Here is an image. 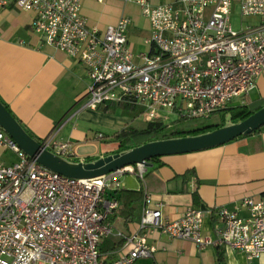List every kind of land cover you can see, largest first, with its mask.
Instances as JSON below:
<instances>
[{
	"label": "built area",
	"instance_id": "2783aa9c",
	"mask_svg": "<svg viewBox=\"0 0 264 264\" xmlns=\"http://www.w3.org/2000/svg\"><path fill=\"white\" fill-rule=\"evenodd\" d=\"M122 1L138 5L148 19L151 35L145 43L151 51L133 54L127 17L103 32L90 27L81 14L82 0H0V11L13 3L32 12L31 29L86 66L87 107L137 105L146 122L209 117L248 95L264 72V0L239 1L242 18H258L239 31L231 25L233 0ZM41 144L71 155L67 143L48 138ZM0 147L17 157L11 164L0 159V264H136L153 257L157 248L148 242L153 231L189 239L199 250L224 246L244 252L249 260L264 254V195L241 200L247 217L220 208L222 225L212 240L202 233L200 209L163 221L160 204L145 190L137 228L126 233L114 226L119 201L107 192L120 187L118 176L126 172L144 181L143 165L69 178L27 156L1 127ZM112 239L121 244L107 246Z\"/></svg>",
	"mask_w": 264,
	"mask_h": 264
},
{
	"label": "crops",
	"instance_id": "0c3cea01",
	"mask_svg": "<svg viewBox=\"0 0 264 264\" xmlns=\"http://www.w3.org/2000/svg\"><path fill=\"white\" fill-rule=\"evenodd\" d=\"M172 1L151 0L153 5ZM239 1L233 0V7L237 3L239 9ZM120 3H124L121 9ZM128 3L132 2L82 0L81 14L90 27L103 32L122 16L127 17ZM33 16L32 12L20 10L13 3L0 11V100L40 143L48 138L67 143L70 156L78 161L114 153L104 152L98 140L105 136L114 139V133L132 125L131 117L119 109L110 112L103 110L102 105L97 109L86 106L90 84L86 66L79 59L46 44L41 35L31 29ZM244 18L245 26L258 22L254 16ZM129 28L128 43L133 54L151 51L145 43L150 36L143 40L146 48L140 49V43L129 35ZM248 103H264V72L248 95L234 99L227 108L237 109ZM2 152L12 156L2 158ZM0 159L11 164L17 157L0 147ZM144 168V181L134 173H124L136 175L139 186L125 187L120 180L124 174H121L118 176L120 187L107 192V197L117 199L119 206L122 190L142 192V198L134 204V217L126 218L123 224L115 212L113 220L119 219L124 227L113 221L114 226L126 233L136 230L146 190L154 203L160 204L163 221L178 220L192 207L200 209L203 212L202 233L214 240L216 230L222 225L217 214L220 208L238 211L239 216L247 217L249 211L241 207V200L245 197L257 200L264 195V126L216 147L161 156ZM148 242L157 248L153 257L139 259L136 264H264V254L249 260L244 252L224 246L209 245L199 250L189 239L169 238L160 231L150 233Z\"/></svg>",
	"mask_w": 264,
	"mask_h": 264
},
{
	"label": "water",
	"instance_id": "95a60500",
	"mask_svg": "<svg viewBox=\"0 0 264 264\" xmlns=\"http://www.w3.org/2000/svg\"><path fill=\"white\" fill-rule=\"evenodd\" d=\"M264 126V106L238 121L199 134L158 139L110 153L90 161H74L45 148L31 136L20 121L0 100V127L20 149L45 168L69 178H95L113 173L126 166L151 165L149 160L173 154L200 151L225 144L237 137L249 135Z\"/></svg>",
	"mask_w": 264,
	"mask_h": 264
},
{
	"label": "trees",
	"instance_id": "16d2710c",
	"mask_svg": "<svg viewBox=\"0 0 264 264\" xmlns=\"http://www.w3.org/2000/svg\"><path fill=\"white\" fill-rule=\"evenodd\" d=\"M263 106H264V103H259L256 105H254L253 103H248L246 105L238 107L237 109H232V108L224 109L218 112V114L221 115L220 122L207 125L202 128L194 129L191 131L176 130L170 133H164L166 129V124L163 123L161 120L149 121L146 123L144 127H141V128H138L133 125H126L121 131L113 134L114 139L117 140L119 143L118 150L114 152H119L125 149H129V148H132V147H135V146H138V145H141L143 143L153 141V140L166 139V138L179 137V136L199 134L202 132H206V131H209V130H212L214 128L224 125L228 120L231 122L241 121ZM102 108L103 110L110 111V112H115L117 109H119L122 114L127 115L133 119L138 117L142 113V109L140 107L136 105H131V104H121V103L116 104V103L108 102L102 105ZM226 115H228L229 118H226ZM28 133L31 136H33L30 132ZM68 158L74 161H78L71 156H68ZM158 158L159 157H153L149 160V162H154ZM122 191L124 192L122 196V202H121V205L116 210V214L120 218H122L121 221H123V224H124L126 221V218L130 216L134 217L135 215L134 204L137 203L142 198V192L134 191V190H122ZM113 221L118 226L122 228L124 227V225L121 224L122 222L119 223L120 222L119 219L115 220L114 218ZM119 244H121L120 240H118V242L108 241L106 245L107 246H111V245L117 246Z\"/></svg>",
	"mask_w": 264,
	"mask_h": 264
},
{
	"label": "rangeland",
	"instance_id": "374dc122",
	"mask_svg": "<svg viewBox=\"0 0 264 264\" xmlns=\"http://www.w3.org/2000/svg\"><path fill=\"white\" fill-rule=\"evenodd\" d=\"M124 4V3H123ZM123 4L120 3V9L123 7ZM127 7V17L130 20V28H129V35L140 43V49H145L146 46L143 44V40L150 36V25L148 23L147 18L142 14L141 9L135 3H128ZM231 25L232 28L236 31H239L243 28L245 23L242 22V18L240 16V12L238 9V4L235 3L233 7V13L231 15ZM238 101H234L236 104ZM233 104V105H234ZM132 122H130L133 126L138 128L144 127L146 125V120L143 116H138L136 118H131ZM221 116L218 113L212 114L206 118H196V119H187V120H177L176 117L170 116L168 122H166V129L164 133H170L176 130H184V131H191L194 129L202 128L207 125H211L214 123L220 122ZM98 142L102 143L104 152H111L116 151L119 148V143L117 140L111 139L110 136H105L103 139L98 140ZM110 154V153H107ZM2 158H10L12 155L9 152H2ZM106 155V154H105ZM104 156V155H103ZM101 157V156H100ZM122 183L127 188L135 187L136 185L139 186V180L136 175L133 174H124V176L120 177ZM140 220V212L138 211L137 215Z\"/></svg>",
	"mask_w": 264,
	"mask_h": 264
}]
</instances>
